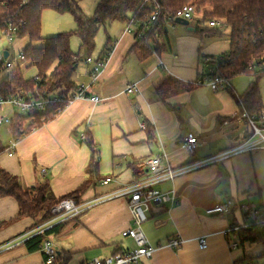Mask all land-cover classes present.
<instances>
[{"label": "crops", "instance_id": "1", "mask_svg": "<svg viewBox=\"0 0 264 264\" xmlns=\"http://www.w3.org/2000/svg\"><path fill=\"white\" fill-rule=\"evenodd\" d=\"M197 19L194 17V24H189L191 28ZM124 27L125 24L117 22L103 27V44L89 57L97 59L112 42L118 40V43L94 84H90L91 68L84 63V55L71 77L74 85H86L88 98L96 96L99 101L80 99L67 105L52 121L16 142L12 156L0 154V168L16 176L23 189L47 180L52 194L63 196L88 176L90 150L84 141L87 132L97 154L98 179L80 200L82 204L101 200L50 238L55 250L72 254L68 264H85L135 247L131 239L121 236L132 227L128 196H106L132 184L136 178L142 180L143 162L165 153L172 168L189 169L173 181L152 186L160 193L172 191L176 203L149 206L142 231L153 252L138 264H242L244 261L264 264L262 245L245 243L230 250L223 234L230 227L244 225L243 206L254 205L257 212L264 213V149L198 166L236 146L249 133L245 125L236 122L237 105L227 88L212 92L208 86L198 84L208 73L200 57L218 59L227 53L228 37H209L167 23L161 33L157 31L155 42L148 43L154 52L140 60L135 50L138 40L131 35L122 36ZM12 39L7 45H1L0 39V52L6 53V59L23 73L28 69L17 55L28 42L24 38L15 39L22 44L14 55ZM160 61L166 68L158 65ZM11 69L0 71V82ZM166 77L196 86L160 101L153 88ZM249 82L250 77L238 76L229 79L227 85L230 92L239 96ZM133 84L136 92L125 93L126 86ZM14 114L9 108L0 110V117ZM5 131L4 139L0 136L4 146L10 140L9 128ZM188 133L197 140L192 154L180 148L182 138ZM41 169L45 170L44 174L40 173ZM105 178L111 182L102 184ZM225 201L230 202L227 212L205 213L207 208ZM16 213L12 198H0V264H44L42 252H29L24 243L10 244V240L37 223V219L29 218L12 221ZM176 236L183 243L176 249L167 248L166 242ZM199 237H205L204 250L198 246Z\"/></svg>", "mask_w": 264, "mask_h": 264}, {"label": "trees", "instance_id": "2", "mask_svg": "<svg viewBox=\"0 0 264 264\" xmlns=\"http://www.w3.org/2000/svg\"><path fill=\"white\" fill-rule=\"evenodd\" d=\"M79 1L0 0V30H6L10 26L12 38L27 40V46L21 51L22 62L26 64L25 69L34 71L33 77L24 78L22 71L12 65L11 71L0 82V98L20 97L26 100L29 98L39 100L43 97L56 96L61 99L59 103L47 106L42 112L27 115L15 113L8 126L11 141L18 142L32 130L52 121L65 108L69 99L77 92V86L72 83L71 77L82 59L80 53L82 52L86 58L91 56L95 48V37L100 28L113 22L126 24L130 17L143 20L148 18L155 8L158 9L156 30L159 33L165 24L174 23L168 21L170 16L181 7L191 5L198 17L194 27L196 34L209 37L227 36L230 48L227 53L218 57L222 61L218 62V67L211 76L221 75L227 81L238 76L250 77L247 88L239 96L230 92L229 87L224 89L227 88L234 98L238 112L256 115L264 111L259 91V82L264 78V0H99L90 17L82 14L78 6ZM45 10L69 14L76 25L75 30L41 38V16ZM210 23L216 25L210 26ZM72 35L77 36L80 41L77 53L71 51L69 47ZM41 40L43 45L36 46ZM145 41L154 43L155 38L150 34L136 42L135 50L140 60L154 52ZM202 59L203 57H200V60ZM215 61L216 58H211L209 65H213ZM195 86L196 84H183L166 77L153 89L157 99L164 101L189 92ZM146 129L149 130V126H146ZM84 141L90 150V163L86 171L88 176L81 185L60 197L52 194L47 180L41 181L33 188L23 189L16 176L0 168V198L10 197L17 206V213L12 221L23 218L37 219L35 225L18 236L50 221L53 218L52 207L63 200L71 199L77 204L81 203V196L94 184V180L98 179L97 154L87 132L84 134ZM5 149L0 140V154L5 153ZM249 206L250 204L245 206L244 215V225L249 226L241 228L236 236L241 240V245L260 244L264 248V225H257L251 220ZM258 211L257 218L264 220V213ZM70 220L49 228L43 235L25 241L27 250L40 251L45 238L58 235ZM42 255L44 262L46 257L43 252ZM71 255L65 251L55 250L51 264H68Z\"/></svg>", "mask_w": 264, "mask_h": 264}, {"label": "built area", "instance_id": "3", "mask_svg": "<svg viewBox=\"0 0 264 264\" xmlns=\"http://www.w3.org/2000/svg\"><path fill=\"white\" fill-rule=\"evenodd\" d=\"M196 12L195 8L191 5H185L181 7L173 16L168 18L169 22L174 21L175 18H180L185 21H192L194 19ZM157 16L158 9L155 8L152 10L151 15L145 19H139L130 17L128 23L125 24V27L122 32L123 35H131L135 40H141L143 37L153 35L155 38L157 35ZM216 24L210 23V26H215ZM11 28L8 26L6 30H0V35L4 37L7 41L12 39L10 34ZM150 41H145L148 44ZM118 40L112 42L110 46H108L104 52V54L97 58L92 59L90 57L85 58L83 61L85 64L90 65L89 71V81L90 84H94L98 77L101 75L102 71L108 65V62L117 46ZM17 59L22 61L21 52L18 53ZM222 61V59H216L213 65H209L211 59L203 58V62L205 66H207L208 73L203 76L200 80H198V84L206 85L210 88L212 92H217L225 87H228L227 80L223 78L221 75L211 76L213 72L218 67V62ZM13 63L4 58L3 54L0 52V71L10 69ZM158 65L162 68H166V66L160 61ZM36 80V78H34ZM86 85H78L77 92L69 99L66 106L70 103L80 100V99H90L92 102L99 101V98L94 96L88 98L86 93ZM136 85H128L126 86L124 92L127 94H133L136 92ZM61 101L60 98L56 96L43 97L39 100H34L33 98L23 99L20 97H10V98H0V110L4 108L11 109V112L18 113L21 115H27L28 113L33 112H42L45 108L53 103H59ZM65 106V107H66ZM236 122L240 125H245L249 129L248 135L245 139L237 144L236 146L223 151L211 158H208L200 163L198 166H203L207 164H212L216 162L223 161L230 157L236 156L238 154L254 151L257 149H264V111H261L256 115H248L246 112H237L234 115ZM13 116L11 117H0V126L7 125L9 126L11 123ZM83 138V136H82ZM197 144L196 138L188 133L182 138L180 143V148L184 150L188 154H192L195 150ZM16 143L9 140L7 145H5V153L7 156H12L14 154ZM165 161V163H163ZM144 172L142 174V180L137 179L132 184L121 188L113 192L112 194L106 196V198L118 197V196H128V208L131 214L132 227L123 231L121 236L123 238H129L134 243V248L131 250H123L120 253L113 254L112 256L105 258L103 260L94 258L85 264H138L142 259L150 258L153 249L149 246L145 235L142 231V225L147 221V211L151 204H168L172 206L176 203V196L171 192L160 193L157 190L152 188L153 185L159 184L163 181H173V179L188 170L189 168L184 169H175L172 168L167 162V155L162 153L161 155L153 156L146 159L143 162ZM41 174L45 173L44 169L40 170ZM111 182L110 178H105L101 181L102 184H107ZM101 198L95 199L93 202L89 203H79L77 204L74 200L66 199L55 205L51 209V213L53 218L43 225L36 226L31 230L23 233L20 236H17L12 241H10L11 245L22 244L28 239L43 235L46 230L49 228L63 223L66 220L72 219L88 208H90L93 204L100 201ZM230 207V202L225 201L224 203H220L214 207L207 208L205 213L210 214H222L228 211ZM242 208L245 209V206ZM250 209V218L257 225H264V220L258 219V212L254 205L249 206ZM249 225H244L241 227H230L224 231V236L227 238V245L230 250L238 249L241 245V240L237 238L238 231L241 228L248 227ZM230 236V237H228ZM51 236L45 238V241L41 245L40 252H43L45 255L44 264H51L54 256H55V248L50 241ZM198 246L201 250L206 249V241L205 237L197 238ZM183 241L179 237H174L169 239L165 246L170 249H176L179 245H181ZM242 264H249L244 261Z\"/></svg>", "mask_w": 264, "mask_h": 264}, {"label": "rangeland", "instance_id": "4", "mask_svg": "<svg viewBox=\"0 0 264 264\" xmlns=\"http://www.w3.org/2000/svg\"><path fill=\"white\" fill-rule=\"evenodd\" d=\"M98 1L99 0H80L78 2V6H79V8H80V10L84 16L90 17L92 15L94 7ZM195 17H197V16L195 15ZM193 20L189 22L190 26L194 24ZM117 24H120V23L117 22ZM75 28H76V25H75L72 17L69 14H58V13H56L54 11H50V10H45L42 12L40 35H41V38H43V39L46 37L54 36L58 33L73 31V30H75ZM225 34H227V32H225ZM0 39L2 40L1 45L2 44L7 45L8 41L4 37L1 36ZM103 41H104V33H103V27H102L99 29V31L95 37V48H94L93 52L91 53L92 57L96 53L98 47L101 44H103ZM11 42L10 43H11V46L13 48L12 53L14 55H16L18 52L17 51L18 47L22 44L21 43L22 41L12 39ZM79 43H80V41H79L78 37L75 35H72L70 37V41H69V47H70L71 51H73L74 53H77L79 50ZM1 45H0V47H1ZM42 45H43L42 40L36 44V46H42ZM80 54H81V56H83L82 52ZM13 56H11V57H13ZM23 76H24V78H31L34 76V71L32 69H28V70L23 72ZM259 90H260V93L262 94V97L264 99V78H262L259 82ZM7 128H9L7 125H4V126L1 125L0 126V136L3 139H4L5 132H6L5 130ZM260 263L262 264V262H260Z\"/></svg>", "mask_w": 264, "mask_h": 264}, {"label": "water", "instance_id": "5", "mask_svg": "<svg viewBox=\"0 0 264 264\" xmlns=\"http://www.w3.org/2000/svg\"><path fill=\"white\" fill-rule=\"evenodd\" d=\"M173 22H174V24H176V25H180V26H184V27H186L187 30H189V31H195L194 28H191V27L189 26V22H188V21L182 20V19H180V18H175ZM3 56H4V58H6V53H3Z\"/></svg>", "mask_w": 264, "mask_h": 264}]
</instances>
